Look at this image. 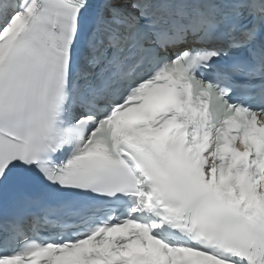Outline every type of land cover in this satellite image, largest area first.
<instances>
[{
	"label": "snow or ice",
	"instance_id": "snow-or-ice-1",
	"mask_svg": "<svg viewBox=\"0 0 264 264\" xmlns=\"http://www.w3.org/2000/svg\"><path fill=\"white\" fill-rule=\"evenodd\" d=\"M0 264H264V0H0Z\"/></svg>",
	"mask_w": 264,
	"mask_h": 264
}]
</instances>
